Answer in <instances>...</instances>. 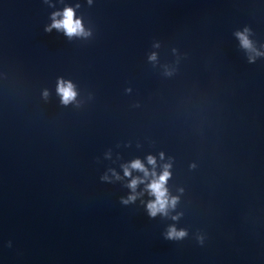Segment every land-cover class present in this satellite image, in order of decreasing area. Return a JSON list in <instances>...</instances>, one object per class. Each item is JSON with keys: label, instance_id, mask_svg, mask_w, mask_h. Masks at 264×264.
<instances>
[{"label": "water", "instance_id": "95a60500", "mask_svg": "<svg viewBox=\"0 0 264 264\" xmlns=\"http://www.w3.org/2000/svg\"><path fill=\"white\" fill-rule=\"evenodd\" d=\"M68 8L90 35L46 30ZM256 52L264 0H0V264H264ZM149 156L167 216L124 175Z\"/></svg>", "mask_w": 264, "mask_h": 264}, {"label": "clouds", "instance_id": "9594fccd", "mask_svg": "<svg viewBox=\"0 0 264 264\" xmlns=\"http://www.w3.org/2000/svg\"><path fill=\"white\" fill-rule=\"evenodd\" d=\"M61 15L57 13L53 17L52 25L46 29L51 32L52 29L63 31L69 38L73 36H87L90 33L85 32L83 24L80 20L75 19V13L71 8L66 9L63 12V19H56V16ZM248 30L245 29L243 33L238 32L236 35L241 42V46L249 51H255L253 48L252 42L248 39L247 35ZM158 46V45H157ZM256 55H264V53L256 52ZM250 62H255L254 57H250ZM150 60L155 61L156 55L153 54L150 57ZM57 92L61 97L62 103L64 105H68L74 102L77 98V92L75 91V87L71 82H65L64 80H60L58 82ZM45 97H47L48 93H44ZM163 153H161V159H163ZM148 164L153 167V171L149 172V170L145 167V165L140 160L133 161L129 166L124 167V175L127 177H131L132 170H136L142 172L144 174L145 179L151 178L150 183L147 184L148 193L153 196L155 199L147 204V211L152 218H155L157 215H168L169 208L175 209L177 203L179 202L178 197H170L167 189V183L171 178V164H165L163 166V171L161 174L157 175L155 172V168L157 165L156 158L153 156H149L147 158ZM115 175V173H114ZM104 180H108V177H103ZM119 179V176H117ZM145 183V180L140 178L132 179L128 184V187L132 190L133 193L136 192V189L139 184ZM137 199L136 195L129 196L127 200H123L122 203L128 204L131 202H135ZM173 219H179V217H173ZM187 233L185 231H177L175 227L169 229L167 233V238L171 240L183 239Z\"/></svg>", "mask_w": 264, "mask_h": 264}]
</instances>
